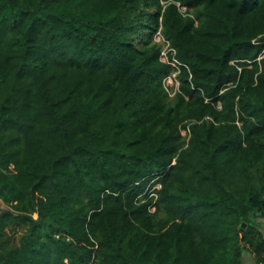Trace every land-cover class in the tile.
Instances as JSON below:
<instances>
[{"label":"trees","instance_id":"trees-1","mask_svg":"<svg viewBox=\"0 0 264 264\" xmlns=\"http://www.w3.org/2000/svg\"><path fill=\"white\" fill-rule=\"evenodd\" d=\"M0 205V264H261L264 0H0Z\"/></svg>","mask_w":264,"mask_h":264},{"label":"built area","instance_id":"built-area-1","mask_svg":"<svg viewBox=\"0 0 264 264\" xmlns=\"http://www.w3.org/2000/svg\"><path fill=\"white\" fill-rule=\"evenodd\" d=\"M175 4H176L178 10L182 14H184L185 11H186V8L184 6H182L180 3H175ZM154 39H155L156 42H161V43L165 44V46H164V48H163V50H162V52L160 54V61L165 63V64H169L172 67L178 68L180 63L175 58H173L172 60L169 59V53H173V50L168 48L169 45L165 41V39L162 37L160 32L156 33V35L154 36ZM177 74H178V71L174 72L171 75L166 76L163 79L164 87L167 90V92L169 93L170 97H172L176 93V91L178 90L179 82H178V79H177ZM170 87H172L173 90H171ZM182 134L184 135V134H186V132L183 131ZM261 264H264V259H263Z\"/></svg>","mask_w":264,"mask_h":264},{"label":"rangeland","instance_id":"rangeland-1","mask_svg":"<svg viewBox=\"0 0 264 264\" xmlns=\"http://www.w3.org/2000/svg\"><path fill=\"white\" fill-rule=\"evenodd\" d=\"M244 262H245V264H253L254 263L253 258L249 254H245Z\"/></svg>","mask_w":264,"mask_h":264},{"label":"water","instance_id":"water-1","mask_svg":"<svg viewBox=\"0 0 264 264\" xmlns=\"http://www.w3.org/2000/svg\"><path fill=\"white\" fill-rule=\"evenodd\" d=\"M3 210V208L1 207V205H0V212ZM253 215L251 214V217H252ZM243 227H245V225L243 224Z\"/></svg>","mask_w":264,"mask_h":264},{"label":"clouds","instance_id":"clouds-1","mask_svg":"<svg viewBox=\"0 0 264 264\" xmlns=\"http://www.w3.org/2000/svg\"><path fill=\"white\" fill-rule=\"evenodd\" d=\"M177 3H179V2H177ZM175 5H176V4H175ZM184 7H185V6H184ZM185 8H186V7H185ZM184 14H185V13H184ZM184 14H183V15H184Z\"/></svg>","mask_w":264,"mask_h":264}]
</instances>
